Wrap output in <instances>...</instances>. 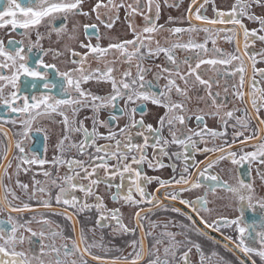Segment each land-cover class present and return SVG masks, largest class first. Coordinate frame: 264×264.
Wrapping results in <instances>:
<instances>
[{"label":"snow or ice","instance_id":"snow-or-ice-1","mask_svg":"<svg viewBox=\"0 0 264 264\" xmlns=\"http://www.w3.org/2000/svg\"><path fill=\"white\" fill-rule=\"evenodd\" d=\"M163 2L165 7L178 8L180 0H173L172 4L168 0ZM208 2L192 0L187 16L188 27L160 24L161 0H134L130 4H125L124 0L119 3L108 0L106 4L97 0L89 11L83 10L84 0H4L0 4V29L10 25L12 31L23 30L18 33L20 39H0V133H3L0 144L4 145V151L0 154V213L8 214L7 220L0 218V264H89L88 257L96 264H143L146 258L147 264H191L189 254L193 248L200 264H207L218 254L213 251L211 256L206 257L201 244L189 238L183 224H174L170 219L163 224L164 231L155 234L154 231L145 230L144 221L148 219L149 228L155 230L159 225L149 219L150 213L170 210L186 215L181 208L173 203L165 204L164 200L178 201L197 214L200 210L210 211L207 193H215L220 187L237 199L239 216L234 219L218 217L211 224L203 221V218L202 221L216 231L234 226L237 233L235 241H232V237L226 239L232 241L245 256L251 258L255 255L264 261V215L250 221L245 218L246 209L254 211L258 205L264 211V200L257 201L256 205L252 203L254 189L250 182L254 164L257 175L264 180V119L259 116L264 110V87H261L264 68L256 67L258 62L264 61V49L248 51L257 40L264 43V34H260L264 33V0H235L228 11L217 9L215 0H212V18L206 15L205 4ZM197 4L193 13V6ZM101 8L108 9L103 18ZM120 8L125 9V19L133 38L113 40L107 33L102 36L98 24L112 29L119 19ZM256 9H260L259 14ZM112 12L116 14L110 16ZM91 13H96L98 24L83 25L84 35L89 42L80 41L79 46L86 51L81 54L70 46L65 47V51L71 54L74 67L61 70L56 63L46 62L44 57L49 53L54 59L64 53L43 47L45 34L41 33L40 28L46 29L49 38L55 33L58 40L67 35L75 41L78 39L75 33L79 25L74 24L69 32L68 20L74 16L88 17ZM137 15L142 16V26L133 23ZM244 20L257 23L259 27L249 30ZM197 21L201 23L197 24ZM176 22L175 17L167 18V24ZM217 25L232 27L225 29ZM33 32L35 40L32 39ZM160 32L168 33L166 46L155 40V35ZM201 32L204 36L202 41H198L196 37ZM221 33L228 42L242 34L243 51L239 39L233 52L216 47ZM184 36L188 39L184 40ZM93 38L97 41L95 45L90 42ZM102 38L109 40L107 47L99 43ZM209 41L213 45L211 48L208 47ZM177 52L187 54L180 59ZM114 54L118 56L105 63L103 68L88 69V60L99 63ZM161 55L164 63L155 65L158 71L152 73L151 80L146 79L152 69L144 66L145 60L158 59ZM257 56L261 57V61L256 59ZM133 60L136 61L135 74L132 72ZM117 61L127 65L119 78L115 74L119 71ZM204 65L209 66L208 69L202 70ZM207 71L214 72L217 79L211 76L205 78ZM237 76L238 82L226 84L224 91L227 93L230 87L232 95L242 100L245 107L238 109L234 106L223 111L228 104L227 96L221 99L220 93L213 92L212 88L220 79L234 80ZM160 80L165 81L162 86ZM90 81L106 83L110 86L109 90L100 94L85 89L83 85ZM190 90L192 95L189 94ZM201 91L206 95H200ZM193 98L196 106L190 109L188 105ZM148 103L164 109L155 127L145 122ZM201 103L203 107H199ZM82 109L91 111V115L85 117V120H91L90 129L85 125V120L77 119ZM102 111L108 112L107 119L100 118ZM237 112L242 115L237 116ZM53 114L63 117V129L55 146L57 154L49 161L27 145L42 137L45 142L43 151L46 152L50 130L36 124L40 118L51 120ZM193 117L196 128L188 126ZM206 117L217 118L220 129L209 128ZM121 118H125L122 127L119 125ZM5 125H11L15 131L6 129ZM229 127L233 129L231 141L228 139ZM100 128L106 129V132H100ZM165 128L170 139L163 135ZM245 132L249 134L245 135ZM33 133L38 134L37 137H33ZM76 133L82 136L79 142L72 140ZM217 139L222 141L220 145H216ZM100 140L106 143H98ZM201 144L205 146L200 147ZM209 144L212 147H208ZM173 146L176 150L170 151ZM149 148L152 149L151 156ZM246 148L252 150L246 151ZM73 151L74 156L67 155ZM210 153L212 155H208ZM196 154L204 155L205 159L196 161ZM165 158L171 163L165 165ZM13 159L16 165L9 173ZM223 160L236 167L234 186L223 182L212 171ZM33 165L40 167L39 174L45 177L43 181L37 180L34 173L31 184L17 179L14 189L11 184L4 183L5 177L11 181L14 175L18 176L21 171L27 173ZM45 165L56 169L57 175L53 176ZM145 165L153 171L170 167L173 175L167 179L150 176ZM61 167L66 169L63 174L59 173ZM152 183L159 187L149 192L147 186ZM101 184L111 191L110 199L114 203L122 202L123 205L138 208L133 216V227L124 223L120 208H108L104 197L96 191ZM199 188L205 190V195L195 199L183 197V193ZM16 189L21 195H17ZM53 189H57L55 206ZM162 189L165 192L163 199L157 195ZM77 192L83 195L78 196ZM33 200H36L38 207L33 208ZM140 205L147 207L140 208ZM93 210L96 213L94 220L90 216L83 223L76 219L78 215ZM13 213L16 215L13 216ZM25 213H32V219L21 223L18 218ZM46 213L62 215L72 221L73 236H65L62 228L59 231L53 229ZM187 218L191 220V216ZM33 222L41 225L39 231L29 227ZM77 224H80L79 230ZM171 226L179 227L182 231H168ZM105 228L112 229L111 235L133 237L139 230L140 237L128 242V247L132 249L128 255L107 258L111 248L104 244L103 235L100 241L88 240L89 233L95 236L97 229ZM24 232L30 235L26 237ZM177 235L184 236V239L178 241ZM148 236L153 240L151 248L146 244ZM58 238L61 241L59 244L56 243ZM25 243L29 245L27 251H18V247ZM34 244L39 246L38 251L32 247ZM93 249H99L105 256L96 254ZM216 264L226 262L220 257Z\"/></svg>","mask_w":264,"mask_h":264},{"label":"flooded vegetation","instance_id":"flooded-vegetation-1","mask_svg":"<svg viewBox=\"0 0 264 264\" xmlns=\"http://www.w3.org/2000/svg\"><path fill=\"white\" fill-rule=\"evenodd\" d=\"M131 1H133V3H134V0H131ZM131 1L126 2L124 0V3L130 4ZM22 2H23V0H22ZM102 2L106 4L108 2V0H102ZM116 2L119 3L120 0H116ZM191 2H192V0H180L179 7L177 8V7H165L163 0H161L162 13H161L159 23L165 25L166 27H175V26L188 27L187 16L189 13V5L191 4ZM198 2L203 3L204 0H198ZM234 2H235V0H228V1L227 0H222V1L215 0V7L221 11H228V10H230V8ZM3 3H4V0H0V4H3ZM96 3H97V0H84L83 10L89 11ZM168 3L172 4L173 0H168ZM196 6H198V4L193 6V9H192L193 13L195 12ZM164 8H165V11H164ZM172 8L175 10L172 11ZM205 9H206V15L209 18H212L213 17L212 0H209V2L207 4H205ZM255 11L259 14L260 9H256ZM106 12H108L107 8H101L100 9V13H101L102 18H103V14ZM115 14H116L115 12L109 13L110 16L115 15ZM166 14H169V16L177 18V22L175 24H172V25L167 24V21L165 20ZM125 15H126L125 9L120 8L119 13H118L119 19L115 22L114 26L110 30L105 28L104 25L98 24V22L96 20V13H91V15L88 17H85L83 15L71 17L68 20V24H67L69 32H71V29H72L74 24L79 25L78 32L75 33V35L78 37V39L75 41L70 40L67 35H65L62 39L58 40L55 33H52L50 38H49L47 35L46 29L41 27L40 28L41 33L45 34V39L42 41L43 47L45 49H48V48L57 49V50L61 51L62 53H64L63 55H61L55 59L52 57L51 53H49V55L44 57V59L46 60V62L56 63L57 66L61 70H64L66 67L67 68L74 67V65L71 63V59H72L71 54L69 52L65 51V47L70 46L76 52L81 53V54H83L86 51V49H83L79 46L80 41H83L85 43L89 42L84 35V29H83V25L86 23H88V24L97 23L98 24V30L101 33V35L103 36L105 33H107L110 37H112L113 40H115L116 38H119L120 40L132 39L133 38L132 33L129 30L128 21L125 19ZM243 22L249 30H252L254 28L259 27V25L257 23H254L252 21L244 20ZM133 23L136 26H142V16H139V15L135 16L133 19ZM196 23L200 24L201 22L197 21ZM217 27L230 29L232 27V25H217ZM20 31H23V30L17 29L16 31H12L11 26L9 25L4 29H0V39H3L5 41H7L9 39V37H12L15 39H20L21 37L18 34ZM260 34H264V33H260ZM223 35L224 34L221 33L220 37L217 38L216 47L223 49L225 52H233V51H235V49L237 47V39H239L240 47H241V50L243 51L244 41H243L242 34L238 35L237 37H234L231 42H228L225 39H223ZM167 36H168L167 32H160V33H157L155 35V40H159L162 45L166 46L165 37H167ZM203 36H204V33L201 32L199 34V36L196 37V39L198 41H202ZM32 39L35 40V32L32 33ZM183 39L187 40L188 37L184 36ZM90 42L93 45H95L97 43L95 38H93ZM99 43L101 44L102 47H107L109 40L102 38L99 41ZM212 46L213 45H212L211 41H209L208 47L211 48ZM153 47H155L154 43H153ZM261 49H264V43L257 40L254 44L250 45L248 51L253 52V51H259ZM186 54L187 53H185V52H177V56L180 59H183V57ZM36 55H38V53ZM116 56H118V54L109 55V56L105 57V59L103 61H100L99 63L96 60L90 59L87 62V67L89 70L95 69L98 66L103 68L105 63L112 61ZM77 59H79V57H77ZM256 59L258 61H261V57H259V56H257ZM163 63H164L163 55H161L158 59L145 60L144 66L150 67L152 69V72L148 73L146 79L151 80L152 79V73L155 71H158V69L155 67V65L163 64ZM132 64H133L132 72H133V74H135L136 61L133 60ZM116 67L119 69V71L116 72L115 74H116L117 78H119L120 73L123 72L124 70H126L127 65L122 63V62L117 61ZM208 67L209 66L204 65V66H202V70H206V69H208ZM221 67H223V66H221ZM228 67H231V66H228ZM256 67L257 68H264V61L258 62L256 64ZM184 68L186 70V66H184ZM209 76H211L213 79H217L215 73L212 71H207L205 78H208ZM238 79H239L238 76L235 77L234 80L230 79L228 81H225L224 79H220L219 83L217 85H214L212 88L213 92H219L220 93L221 99H223L225 96H227L228 104H227V107L223 109V111H227V110L233 108L234 106L238 109H242L245 107L244 102L242 100L236 99L232 95V89L230 87H229V90L227 93H225V91H224L226 84L231 85L234 82H238ZM164 83H165L164 80L159 81V84L161 86ZM181 86L183 87L182 84H181ZM83 87L85 89H90L94 93L103 94L109 90L110 86L106 83L97 84L94 81H90L88 83H85L83 85ZM261 87H264V81H261ZM244 90L247 91V88H245ZM189 94H192L191 90H190ZM200 95H206V93L201 91ZM173 98L175 99V97H173ZM193 101L196 102L195 98H193ZM188 106L190 109H192L193 107L196 106V103L193 104L192 102H190ZM146 107H147V114L144 117L145 122L146 123H152L153 126L155 127L156 121L160 115H163L164 109L157 107L155 105H152L151 103H148ZM199 107H203V104L201 103L199 105ZM68 115L71 117V111L68 112ZM90 115H91L90 109H82L80 111V113L78 114L77 119L78 120H85V117H88ZM236 115L240 116V115H242V113L237 112ZM259 116H260V118L264 119V110H262L259 113ZM107 117H108V112L102 111L100 114V118L101 119H107ZM136 118L139 119L140 118L139 115H137ZM62 120H63V117L60 115H57V114H53L51 120H49L47 118H40L38 120L36 126L47 128L50 130V133H51L49 135L47 142H46V149H47L46 152L43 151L45 142H44L42 137H40L39 139H35L32 143H29L27 146L29 148H31L33 151L39 153L42 157H45L50 161L53 158V156L57 154L55 151V146H56L58 137L62 134V129H63V125L61 123ZM124 123H125V118H121L119 120V125L122 127L124 125ZM206 123H207V126L211 129H217V130L220 129V125H219L217 118L206 117ZM85 125L90 129L91 128V120L90 119L85 120ZM188 126L191 128L197 127V124H196L194 117L191 121L188 122ZM253 127H255V122H253ZM5 128L10 129L11 131H15V129H12L11 125H5ZM99 131L103 133V132H106V129L100 128ZM232 131H233V129L231 127H229L228 128V133H229L228 139H229V141H231ZM248 134H249L248 132H245V135H248ZM32 135H33V137H37L38 134L33 133ZM163 135L170 139L167 128L164 129ZM0 139H3V133H0ZM81 139H82V136L79 133H76L72 136V140L75 142H79ZM98 143L103 144V143H106V141L100 140V141H98ZM215 143H216V145H220L222 143V141L220 139H217L215 141ZM204 146L205 145H203V144L200 145V147H204ZM207 146L212 147V144H209ZM175 150H176L175 146H173L170 149V151H175ZM245 150L251 151L252 149L246 148ZM3 151H4V145L0 144V154H2ZM148 153H149V156H151V154H152L151 148L148 149ZM67 155L68 156H74L75 152L74 151L70 152ZM208 155H212V154L210 153ZM204 159H205L204 155H200V154L195 155L196 161H202ZM164 163H165V165H167V164L171 163V161L168 158H165ZM177 163H179V162H177ZM15 165H16V160L13 159L12 160V167L8 168L9 173L13 172ZM25 167H28V166L25 165ZM44 167L46 169L51 170L53 173V176L57 175L56 169L51 168L50 165H45ZM144 167H145V170L147 171V174L150 176H160L161 178L167 179L173 175L172 168H170V167H164L158 171L148 170L146 165ZM226 168H228V170H226ZM65 171H66V169L64 167H61L59 169L60 174H63ZM192 171H195V169H192ZM212 171L215 174L219 175V177L221 178V180L223 182H226L227 184H230L233 186L236 184V180H237L236 167L234 165H232L228 160L220 161L218 166H214ZM39 172H40V167L37 165H33V166H31V169L27 173H25L24 171H21L18 176L14 175L12 177L11 181H9L7 177H5L4 183L6 185L11 184V186L14 189L16 186V180L17 179H19V181H21L22 183L31 184L32 177H33L34 173L36 174L35 178L37 180L43 181L45 179V177L42 174H39ZM101 176H103V172H101ZM250 182L252 183L253 189H254V193H253L254 198L252 200V203L254 205H256L257 201L262 200V188H264V185H262L261 177L259 175H257V173H256V165L255 164L252 166ZM263 182H264V180H263ZM158 187L159 186L156 183H152V184L147 186V190L149 192H153ZM29 190H31V189H29ZM56 191H57V189H53V191H52L53 205L54 206H55L54 196H55ZM96 191L99 195L104 197L105 203L107 204L108 208H120V211L122 213V218H123V221L125 224H127L129 227L134 226L133 216H134V213L138 210V208L133 207V206L123 205L122 202L121 203H114L110 199L111 191L104 184L99 185ZM112 191H114V189H112ZM220 191H225V190L223 189V187L217 188L215 194L220 193ZM16 192H17V195H21L19 189H16ZM227 193H228L227 199L230 202V204H232V206L229 207L230 212H220V213L212 215L211 217L206 216L207 214H206V211H204V210H200L199 214H197L196 212H193L190 208L179 204L178 201L170 202V201L164 200L165 204L173 203L174 206L181 208V210L186 215H179L177 213L171 212L170 210L169 211L160 210V211L155 212L154 214L150 213L149 219L151 221H155L159 225V227H157L155 230L150 229L148 226V219H145V221H144L145 230L146 231H154L155 234H158L161 231H164L163 224L168 222L171 219L174 224H183L186 227V229L188 230L189 238H191L194 242L201 244L203 254L206 257L211 256L213 251H215L218 254L217 256L212 257L211 260L207 262V264H216L217 260L220 257H223L226 264H241V262H243V264H253V262H255V264H264V261H261L258 256L252 255L251 258H249L248 256H245L242 252H240L239 249L235 248V245L232 242V241H235V238L237 236V233L234 231V226L233 227H223V228H220L219 231H216L213 228L207 227L206 223L203 222V221H206L208 224H211L212 221L217 219L218 217H226L229 219H234L237 216H239L240 213L237 210V208H238L237 199L232 195V193H230V192H227ZM212 194H213L212 192L207 193V201H208L207 207H208V209L211 206ZM77 195L82 196L83 194L77 192ZM157 195L163 199L165 196L164 190L162 189L160 192L157 193ZM203 195H205V190L203 188H199V189H195L191 192L183 193V197L187 198V199H195L197 196H203ZM24 198L27 199L26 197H24ZM137 199H138V197H137ZM89 203H91V201H89ZM31 204H32L33 208L38 207L36 200L31 201ZM146 207H147L146 205H140V208H146ZM58 210L62 211V209H58ZM15 215L16 214L13 213V216H15ZM45 215H46L47 219L52 221L51 227L53 229H56L57 231H59L62 228L65 236H67V237L73 236L72 221L66 220L64 216L57 215L54 213H46ZM262 215H264V211H262L258 207V205L254 211L252 209H246V211H245V218L249 221L254 219V218L259 219V217ZM7 216H8L7 213H0V218L7 220ZM87 216H90L91 219L94 220L96 217V213L93 210L91 213H84V214L78 215L76 217V219L78 221H80L81 223H83ZM187 216H191V220H189L187 218ZM201 218H203V221ZM18 219L20 220L21 223H23L26 220H31L32 219V213H25L23 216L19 217ZM37 219H39V214H37ZM57 226H59V227H57ZM29 227H31L35 231H39L41 225L33 222L29 225ZM76 227H77V230H79L80 224H77ZM208 230H210L212 233L209 232ZM20 231H23V229H21ZM85 231H87V228H85ZM168 231H171L174 233H179L182 231V229L179 227H176V226H171V227H169ZM111 232H112V229L105 228L103 230L97 229L95 232V236H93L92 233L88 234L89 242H91L93 239L100 241V238L103 235L104 244L111 248V251H109L107 253V258L128 255V253L132 251V249L130 247H128V242L133 238L139 240V237H140L139 230H137V232L135 233V237L130 236V235H111ZM201 233H203V234L201 235ZM24 235L27 237L30 235V233L24 232ZM227 237H232V241L226 239ZM176 239L178 241L183 240L184 236L177 235ZM66 242H68V241H66ZM56 243L57 244L61 243L59 238L57 239ZM152 243H153L152 237L148 236L146 238V244L148 245L149 248H151ZM32 247L35 248L37 251L39 250L38 245L34 244ZM28 248H29V245L27 243H25L24 245L19 246L17 250L18 251L19 250L27 251ZM183 250H186V249H182V251ZM93 252H95L98 255L105 256V253L100 251L99 249H93ZM162 252H163V249L161 248V253ZM189 259L191 261V264H200L199 256H198V254L194 248L192 249L191 253L189 254ZM88 261H89V264H96V262L93 261L91 259V257H88ZM143 264H147V258L145 259Z\"/></svg>","mask_w":264,"mask_h":264},{"label":"rangeland","instance_id":"rangeland-1","mask_svg":"<svg viewBox=\"0 0 264 264\" xmlns=\"http://www.w3.org/2000/svg\"><path fill=\"white\" fill-rule=\"evenodd\" d=\"M126 2H130L131 0H125ZM222 1V0H219ZM228 1V0H227ZM133 3V1H131ZM175 9L172 8V11ZM165 11V8H164ZM169 17V14L165 15V20L167 21V18ZM192 95V94H190ZM193 104L196 103L193 100L191 101ZM228 170V168H226ZM262 185H264V182L262 180ZM221 190V189H220ZM227 192L226 191H220V193H213L211 198V206L209 207L210 211H206V216L211 217L214 214L220 213V212H230L229 207L232 206L230 202L227 199ZM262 200H264V188H262ZM193 222V221H192Z\"/></svg>","mask_w":264,"mask_h":264},{"label":"water","instance_id":"water-1","mask_svg":"<svg viewBox=\"0 0 264 264\" xmlns=\"http://www.w3.org/2000/svg\"><path fill=\"white\" fill-rule=\"evenodd\" d=\"M209 232H211L210 230H208ZM212 233V232H211Z\"/></svg>","mask_w":264,"mask_h":264}]
</instances>
